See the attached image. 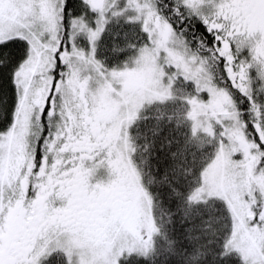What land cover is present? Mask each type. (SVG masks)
Returning a JSON list of instances; mask_svg holds the SVG:
<instances>
[{"label": "snow or ice", "instance_id": "1", "mask_svg": "<svg viewBox=\"0 0 264 264\" xmlns=\"http://www.w3.org/2000/svg\"><path fill=\"white\" fill-rule=\"evenodd\" d=\"M0 264H264V0H0Z\"/></svg>", "mask_w": 264, "mask_h": 264}]
</instances>
